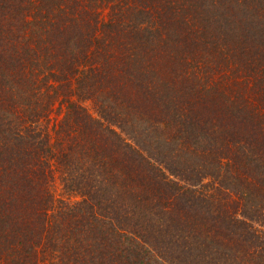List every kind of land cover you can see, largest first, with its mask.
<instances>
[{
  "label": "trees",
  "instance_id": "1",
  "mask_svg": "<svg viewBox=\"0 0 264 264\" xmlns=\"http://www.w3.org/2000/svg\"><path fill=\"white\" fill-rule=\"evenodd\" d=\"M0 264H264V0H0Z\"/></svg>",
  "mask_w": 264,
  "mask_h": 264
}]
</instances>
